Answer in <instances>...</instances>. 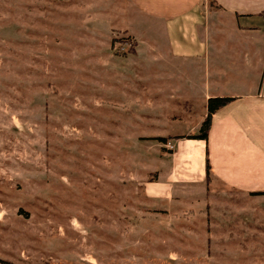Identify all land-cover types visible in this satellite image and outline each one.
Returning a JSON list of instances; mask_svg holds the SVG:
<instances>
[{"label": "rangeland", "instance_id": "374dc122", "mask_svg": "<svg viewBox=\"0 0 264 264\" xmlns=\"http://www.w3.org/2000/svg\"><path fill=\"white\" fill-rule=\"evenodd\" d=\"M105 1L0 0V264H264V194H147L175 126Z\"/></svg>", "mask_w": 264, "mask_h": 264}, {"label": "crops", "instance_id": "0c3cea01", "mask_svg": "<svg viewBox=\"0 0 264 264\" xmlns=\"http://www.w3.org/2000/svg\"><path fill=\"white\" fill-rule=\"evenodd\" d=\"M121 1L106 0L105 13L124 29L152 30L137 34L133 60L150 71L159 96L157 105L131 104L160 110L155 126H175V132L160 133L167 142L157 178L145 183L147 194L171 199L183 187L214 181L264 192V0ZM158 32L166 41L154 36ZM211 97L234 100L213 113L208 140L190 138L199 133ZM166 102L175 105L174 113L165 114Z\"/></svg>", "mask_w": 264, "mask_h": 264}, {"label": "trees", "instance_id": "16d2710c", "mask_svg": "<svg viewBox=\"0 0 264 264\" xmlns=\"http://www.w3.org/2000/svg\"><path fill=\"white\" fill-rule=\"evenodd\" d=\"M120 40L122 42L123 41L125 42V39H120ZM233 100L234 98H231V97H211L208 100V114H207L205 121L200 127L199 133L197 135L190 136V138L208 140V135H209L210 127H211L213 113H215L218 109L226 106ZM158 140L166 141V139L164 138H159ZM207 178H208V181L211 179V165L209 162L207 164ZM251 194L258 195V194H264V192H260V191L251 192Z\"/></svg>", "mask_w": 264, "mask_h": 264}, {"label": "built area", "instance_id": "2783aa9c", "mask_svg": "<svg viewBox=\"0 0 264 264\" xmlns=\"http://www.w3.org/2000/svg\"><path fill=\"white\" fill-rule=\"evenodd\" d=\"M120 47H121V49H122V48H124L123 46H120ZM170 148H173V146H172V145H170Z\"/></svg>", "mask_w": 264, "mask_h": 264}]
</instances>
